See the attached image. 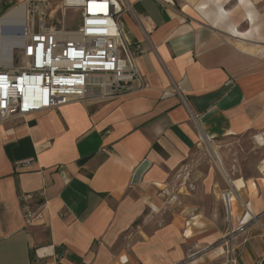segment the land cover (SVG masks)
<instances>
[{
  "label": "crops",
  "instance_id": "crops-1",
  "mask_svg": "<svg viewBox=\"0 0 264 264\" xmlns=\"http://www.w3.org/2000/svg\"><path fill=\"white\" fill-rule=\"evenodd\" d=\"M26 1L0 0V16ZM119 1L144 86L0 124V264H226L219 243L245 206L233 264H264V0ZM238 138L259 155L250 172L222 175L223 217L154 215L195 149ZM24 195L43 204L31 224Z\"/></svg>",
  "mask_w": 264,
  "mask_h": 264
},
{
  "label": "built area",
  "instance_id": "built-area-1",
  "mask_svg": "<svg viewBox=\"0 0 264 264\" xmlns=\"http://www.w3.org/2000/svg\"><path fill=\"white\" fill-rule=\"evenodd\" d=\"M21 6L27 8L25 19L7 18L9 12L0 16V124L71 102L112 99L136 84L143 88L136 63L143 51L125 41L119 26L129 6L119 0H28ZM71 10L78 13L74 29L64 23L53 26L44 18L53 19L56 12L64 20ZM21 198L23 218L31 224L43 204L32 210L28 201L34 196ZM232 199L230 190L221 193L229 224ZM251 220L245 206L237 226L221 239L226 264L236 258L234 235L244 233Z\"/></svg>",
  "mask_w": 264,
  "mask_h": 264
},
{
  "label": "rangeland",
  "instance_id": "rangeland-1",
  "mask_svg": "<svg viewBox=\"0 0 264 264\" xmlns=\"http://www.w3.org/2000/svg\"><path fill=\"white\" fill-rule=\"evenodd\" d=\"M175 1L183 4L182 0ZM51 8L55 9L54 3H51ZM49 11L50 9L44 14H48ZM54 14L53 19L44 17L48 24L58 27L64 23L67 29H74L78 25V13L72 10L65 13L64 20L59 13ZM249 151L252 154L257 152L249 139H220L217 142L202 144L200 149H195L185 165L169 177L172 191L164 197L168 202L154 215L160 216L162 222L168 220L171 214L178 210L188 211L185 212L188 220L191 219L190 214L211 219L215 218L218 212V216L223 217V206L217 196L228 186L222 175L225 173L227 177L235 179L250 172L259 154L249 157L247 155ZM235 185L240 187L241 182L238 181Z\"/></svg>",
  "mask_w": 264,
  "mask_h": 264
},
{
  "label": "water",
  "instance_id": "water-1",
  "mask_svg": "<svg viewBox=\"0 0 264 264\" xmlns=\"http://www.w3.org/2000/svg\"><path fill=\"white\" fill-rule=\"evenodd\" d=\"M149 163L147 160H144L141 162V164L135 169L132 180H131V184H137L142 173L147 169Z\"/></svg>",
  "mask_w": 264,
  "mask_h": 264
},
{
  "label": "bare ground",
  "instance_id": "bare-ground-1",
  "mask_svg": "<svg viewBox=\"0 0 264 264\" xmlns=\"http://www.w3.org/2000/svg\"><path fill=\"white\" fill-rule=\"evenodd\" d=\"M27 15V8L26 6H21L14 8L8 13L7 18H18V19H25ZM234 195V194H233Z\"/></svg>",
  "mask_w": 264,
  "mask_h": 264
}]
</instances>
